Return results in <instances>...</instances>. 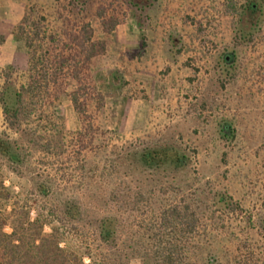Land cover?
<instances>
[{
    "label": "rangeland",
    "instance_id": "1",
    "mask_svg": "<svg viewBox=\"0 0 264 264\" xmlns=\"http://www.w3.org/2000/svg\"><path fill=\"white\" fill-rule=\"evenodd\" d=\"M130 1L137 9L88 0L77 14L67 0H0V89L6 78L16 89L28 82L18 28L27 14L45 17L65 44L85 23L105 43L89 63L80 113L71 81L56 97L25 94L15 128L0 109V135L16 141L23 159L0 156L5 231L10 211H27L88 262L102 250L99 221L111 218L124 264H154L163 249L195 264H264V0H248L255 8L240 25L245 0ZM110 48L113 79H95L92 67ZM138 99L142 112L124 113ZM152 147H170L169 161L140 163L134 152Z\"/></svg>",
    "mask_w": 264,
    "mask_h": 264
},
{
    "label": "trees",
    "instance_id": "2",
    "mask_svg": "<svg viewBox=\"0 0 264 264\" xmlns=\"http://www.w3.org/2000/svg\"><path fill=\"white\" fill-rule=\"evenodd\" d=\"M54 1L60 2V0ZM123 2L131 8L137 9L138 7L130 0H123ZM87 3L88 0H67L69 7L76 9L77 14L84 9ZM252 11V4L245 0L238 14L239 25L242 21L246 23ZM33 12L31 8L30 13ZM28 15L24 16L18 26L26 35L28 82L16 89L10 83V79L6 78L0 89L2 117L10 128L17 127L23 115L25 94L38 100H45L44 98L49 95L56 97L62 84L68 81L78 85L69 96L75 110L80 113L82 111L80 97L85 96L81 91L85 84H89V63L93 58L105 52V43L93 41L89 23L82 25L78 35L72 36L71 44H65L61 41L58 32L44 27L47 24L45 17L34 21ZM23 24L27 26L26 29L22 27ZM241 29L242 34H248ZM110 30L112 27L107 32ZM3 42L4 36L0 34V45ZM134 153L144 166L158 168L169 161L172 149L152 147ZM0 156L12 164H20L23 160L18 152L16 141L7 135H0ZM74 210H76L74 206H69L66 212L74 217L72 213ZM7 215L11 218L9 232L5 231V223L0 219V264H124L121 255L114 251L115 228L114 220L111 218H103L99 221L98 241L102 246L99 257L89 254L88 262H85L74 253L61 248L56 231L51 229L46 232L44 224L38 218L32 219L27 211L16 213L12 210ZM262 228L264 230V222ZM154 264L195 263L190 262L186 256H180L173 249H163L155 255Z\"/></svg>",
    "mask_w": 264,
    "mask_h": 264
},
{
    "label": "crops",
    "instance_id": "3",
    "mask_svg": "<svg viewBox=\"0 0 264 264\" xmlns=\"http://www.w3.org/2000/svg\"><path fill=\"white\" fill-rule=\"evenodd\" d=\"M18 17V18H17ZM10 21H12L14 24H16L17 22H19L20 20V16H16V17H12V18H9ZM4 30H6L5 28H2L0 27V34H2L4 36V38L6 39V34L4 33ZM121 42V41H119ZM123 43V42H122ZM126 46H120L119 49L117 50H120V51H117L116 54H122V53H119V52H123V50L125 49L126 50ZM116 54L112 52V49H108L106 51V54L104 56L101 57L100 61L96 60V62L94 63V66L92 67V70H91V73H92V76L95 78V79H99V78H105L106 80L107 79H113V75L112 74H115L113 68V65H112V61L115 60L116 58ZM117 55V56H118ZM108 61H111V66H109L107 63ZM114 63V62H113ZM114 70V71H113ZM108 74V75H107ZM107 75V76H106ZM142 106H143V103L141 100H132V101H128L125 103V106H124V110L125 112L124 113H127V109H129L130 107H132L135 111H137L138 109H140V112H142ZM137 113V112H136ZM141 114L142 113H139L136 115L137 117V121H133L134 124H136V122H140L142 120L141 118ZM125 116V114H124ZM123 116V117H124Z\"/></svg>",
    "mask_w": 264,
    "mask_h": 264
},
{
    "label": "flooded vegetation",
    "instance_id": "4",
    "mask_svg": "<svg viewBox=\"0 0 264 264\" xmlns=\"http://www.w3.org/2000/svg\"><path fill=\"white\" fill-rule=\"evenodd\" d=\"M252 7H253V8H255V5H254V4H252ZM226 59H227V58H226Z\"/></svg>",
    "mask_w": 264,
    "mask_h": 264
}]
</instances>
